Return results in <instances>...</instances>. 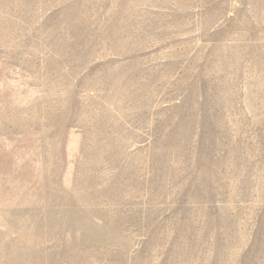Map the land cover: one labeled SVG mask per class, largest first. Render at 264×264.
<instances>
[{"label":"rangeland","instance_id":"obj_1","mask_svg":"<svg viewBox=\"0 0 264 264\" xmlns=\"http://www.w3.org/2000/svg\"><path fill=\"white\" fill-rule=\"evenodd\" d=\"M0 264H264V0H0Z\"/></svg>","mask_w":264,"mask_h":264}]
</instances>
